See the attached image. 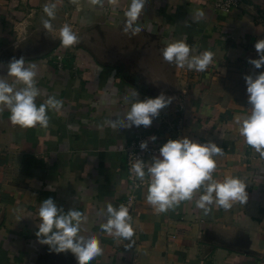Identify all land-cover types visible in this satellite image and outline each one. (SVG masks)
Wrapping results in <instances>:
<instances>
[{
  "label": "crops",
  "instance_id": "1",
  "mask_svg": "<svg viewBox=\"0 0 264 264\" xmlns=\"http://www.w3.org/2000/svg\"><path fill=\"white\" fill-rule=\"evenodd\" d=\"M130 2L0 0V78L13 83L8 64L22 57L38 70L37 106L49 97L62 102L59 110H47V128L13 126L8 110L0 111V264H45L49 258L77 264L70 252L57 255L37 240L38 211L47 198L65 212L80 211V235L99 239L102 254L90 264H264V156L245 142L238 122L250 114L244 76L264 72L248 63L259 58L255 44L264 40V0H243L230 13L216 10L213 0H147L136 35L124 31ZM52 3L55 19L48 31L43 7ZM197 10L203 16L193 19ZM65 24L78 37L69 48L60 44ZM177 40L192 55L214 54L206 71L178 69L163 59L161 50ZM147 58L156 67L148 75ZM136 91L141 101L164 93L173 102L149 128L119 127L127 123ZM179 116L185 137L221 148L213 157V178H239L246 202L234 201L228 210L200 208L197 194L160 212L146 203V169L129 209L124 146L141 131L150 142L152 136L153 143L164 142L171 134L163 118ZM109 205L129 209L130 239L103 230Z\"/></svg>",
  "mask_w": 264,
  "mask_h": 264
},
{
  "label": "clouds",
  "instance_id": "2",
  "mask_svg": "<svg viewBox=\"0 0 264 264\" xmlns=\"http://www.w3.org/2000/svg\"><path fill=\"white\" fill-rule=\"evenodd\" d=\"M75 3V0H73ZM147 0H131L125 8L124 14L127 18L125 33L138 34L143 29L138 23ZM90 4L103 5V0H89ZM113 6H118V0H108ZM56 4H45L43 12L49 19H43V27L53 30L50 22L55 19ZM203 16L197 10L193 15ZM152 31L150 25H146ZM60 44L64 48H69L78 42L77 35L73 32L69 24L63 25L59 29ZM255 49L258 59H250L249 64L255 69L264 68V40L256 42ZM163 59L169 63H174L178 69L195 70L204 72L213 62V53L204 51L199 55H192L191 47L184 40H177L167 43L162 50ZM38 70L33 65L26 66L25 60L13 59L8 64V76L14 78L13 83L0 78V111L8 110L9 120L13 126L29 129L37 125L47 128L49 120L48 109L59 110L62 102L55 97H49L44 104L39 107L36 98L39 90L35 84ZM246 91L250 114L243 117L240 123L239 132L245 142L256 152L264 156V72L253 75H245ZM22 84L23 87L13 85ZM130 110L126 113V121L123 120L119 127L130 129L135 126L149 128L153 119L158 118L161 110L168 107L173 98L161 93L156 98H147L143 101L139 99V93L133 94ZM113 129L117 128L112 122ZM151 141L157 140L156 136L150 137ZM141 150H147L148 142H142ZM222 153L220 147L213 142L200 144L192 141L188 137L168 140L160 149L158 155L152 157L146 165L145 162L136 158L131 166L132 173L143 182L147 169L149 184L147 188L146 203L154 206L160 212L178 205L182 201L193 200L199 194L196 203L198 207L215 204L228 210L232 207V202H246V185L236 177H226L223 180L213 178L216 170V161L213 158ZM53 190V189H50ZM109 219L102 228L110 236L130 239L134 232L129 223V209L123 205L119 209L111 205L107 209ZM39 223L38 231L35 233L41 245L49 247L50 252L55 254L71 253L75 257L77 264H90L97 256L102 254L100 241L96 236L85 238L80 235L82 224V213L76 209L65 212L59 208L52 198L45 199L38 211Z\"/></svg>",
  "mask_w": 264,
  "mask_h": 264
},
{
  "label": "built area",
  "instance_id": "3",
  "mask_svg": "<svg viewBox=\"0 0 264 264\" xmlns=\"http://www.w3.org/2000/svg\"><path fill=\"white\" fill-rule=\"evenodd\" d=\"M214 8L220 12L230 13L235 9L239 8L243 0H213ZM64 65L62 56H58V66L62 68ZM184 106L181 105L176 112H181ZM166 121L168 133L170 136H167L164 142L153 143L148 140L145 133L138 132L125 146L124 151L126 155L127 169L129 172V195H127L126 203L131 209L136 202L137 190L141 185L140 180L135 176L131 171V166L135 163L136 158H139L145 162L147 165L148 159L155 154L159 153V149L170 139H179L185 137L186 125L182 116L175 118L176 121L169 119L166 120V117L163 118ZM173 137V138H170ZM148 142L147 150H141L140 145L142 142ZM146 171V169H145Z\"/></svg>",
  "mask_w": 264,
  "mask_h": 264
},
{
  "label": "rangeland",
  "instance_id": "4",
  "mask_svg": "<svg viewBox=\"0 0 264 264\" xmlns=\"http://www.w3.org/2000/svg\"><path fill=\"white\" fill-rule=\"evenodd\" d=\"M87 40H88V38H87ZM147 42H150V40H147ZM147 44H148V43H147ZM105 51H106V50H105ZM146 61L149 63V64H147L146 67H145V68H146V75H148L149 73H151L152 69H155L156 67L154 68V66L151 65L152 63L150 62V60H149L148 58H147ZM158 68H159V67H158ZM158 68H157V69H158ZM140 73H141V72H140ZM146 82H147V86L151 88V86L153 85V82H152L151 80H149L148 77H147V81H146ZM70 260H71V259H70ZM49 262H50V263H49ZM44 263H45V264H58V263H55V262L52 263V258L45 259V260H44ZM68 264H69V263H68Z\"/></svg>",
  "mask_w": 264,
  "mask_h": 264
}]
</instances>
